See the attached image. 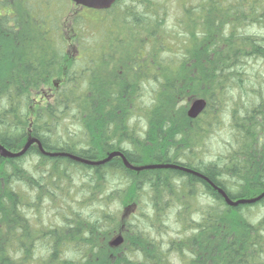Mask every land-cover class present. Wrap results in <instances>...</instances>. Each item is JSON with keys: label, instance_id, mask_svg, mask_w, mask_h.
I'll list each match as a JSON object with an SVG mask.
<instances>
[{"label": "trees", "instance_id": "obj_1", "mask_svg": "<svg viewBox=\"0 0 264 264\" xmlns=\"http://www.w3.org/2000/svg\"><path fill=\"white\" fill-rule=\"evenodd\" d=\"M17 1L15 28L0 17V32L14 44L10 56L0 52L1 145L19 152L35 138L48 153L90 162L119 151L134 166L176 164L205 179L131 171L119 157L100 165L51 157L37 144L18 158L0 156V264H264V197L230 208L214 189L232 200L264 191V0H186L166 29L157 1L118 0L92 10L98 23L67 0ZM115 18L117 28L105 30ZM96 25L98 36L89 29ZM255 25L263 33L249 34ZM132 37L136 57L126 44ZM50 82L49 102L33 111L32 94ZM200 98L206 109L190 120L187 108ZM226 109V155L183 159L211 125L224 127L218 117ZM74 183L82 195L59 214L60 225L26 216L40 201L71 200ZM134 208L140 215L131 219ZM170 209L178 228L164 238ZM116 233L123 243L112 248Z\"/></svg>", "mask_w": 264, "mask_h": 264}, {"label": "rangeland", "instance_id": "obj_2", "mask_svg": "<svg viewBox=\"0 0 264 264\" xmlns=\"http://www.w3.org/2000/svg\"><path fill=\"white\" fill-rule=\"evenodd\" d=\"M151 1H157L160 5L161 3L163 4V6H165L166 8H164V11H161L162 15H165V22L162 24L163 29H166L168 27L171 26H175V22L177 23L179 20V17L182 13V5L186 2V0H151ZM14 7L16 6V2H18L17 0H14ZM9 3L12 4V0H9ZM62 4L65 7L66 2H62ZM157 4L154 3V6H156ZM74 6V5H73ZM127 6H133L135 8V10H137L138 8H140L138 6V4L136 5H127ZM159 6V5H158ZM74 7L70 8L69 13L67 14V17L65 19H67V26H68V32L69 31V27H70V23H71V18L72 15L74 13ZM42 10H44L42 8ZM140 10V9H138ZM141 11V10H140ZM81 12L82 15L85 18L88 17H93V19H90L92 22L96 21V23H98L100 21V15L96 14V12L92 11V10H88V9H81L79 8V10L77 11V13ZM87 16V17H86ZM70 19V21H69ZM116 23H115V22ZM113 22L108 21L106 23H104L103 28L107 31H111L114 28H117V19L115 18ZM71 29V28H70ZM89 29L93 32H95V34L97 33V31L100 29L98 25L96 26H92L89 27ZM247 31L249 34H261L263 33L261 30L257 29V26L255 25L254 27L251 26L250 28H247ZM69 34V33H68ZM71 34V32H70ZM98 36V34H96ZM72 39V38H71ZM70 40V39H69ZM10 39H8V37L6 35H4L3 33L0 32V52L3 53V55H7L10 56V53L13 54V49H14V44ZM70 42V41H69ZM73 44V41H71ZM70 42V43H71ZM165 42V41H164ZM104 42H102L101 44H103ZM151 43V41H150ZM150 43L148 44L150 46ZM128 48L131 51V54L133 56L136 57L135 54V47L137 49V53H139L141 50H139V45H136V41H135V37H132L130 40H128ZM166 44V43H165ZM107 47V44H105ZM117 45V44H116ZM124 45H117V47H121ZM168 46V44H166V47ZM146 51V50H145ZM148 54H149V50H148ZM142 55V53H141ZM146 55V54H145ZM145 55L143 57H145ZM147 56V55H146ZM6 62V60L4 61ZM259 62H256L255 65H253L254 70L259 69L262 64L259 66ZM150 64L146 63L144 64V69L149 68ZM248 71H254L253 68L249 69L247 68ZM250 71V72H251ZM255 73V71H254ZM262 79L261 76H257L256 79L252 82L253 85H258L259 80ZM51 87H53L52 83L50 82V85H47V87H43L42 89H40V91L35 92L34 94H32V99L30 102L31 105V109L33 111H37L41 108H44L46 106V104L49 102V93L51 90ZM246 107H248V102L246 100ZM221 117H218V122L219 123H224V127H213L211 125V127H209V133L207 134L205 140L203 141L202 145L199 143L198 146L193 147L192 149H190V151L185 152L183 154H185V157L183 159H187L189 157H192L193 154L196 155L199 159H202L204 161H206L209 158H215L217 161H219V159L216 156H220V155H226L225 154V143L226 142H230V136L228 135L227 131H226V122L228 120V114H227V109L222 112ZM203 119V118H201ZM200 126L203 125V121L201 120L199 123ZM26 143H24L25 145ZM187 155V156H186ZM223 156H221L220 161H222ZM187 157V158H186ZM201 157V158H200ZM28 160H31L30 157L28 158ZM182 160V159H181ZM160 170V169H157ZM227 182V185L229 191L231 193H235V191L237 190L238 187H234L231 185V183L233 182V180H228L225 179ZM116 183V182H114ZM121 187H123L124 182L119 180V182ZM117 184V183H116ZM114 186V184H112ZM74 188H71V192H72V196H71V200H68L66 198L63 197V195H59L57 197V199L55 198V200H48V201H40L37 209L32 210L30 213L28 212V217L32 216L34 219H38L40 222H35L38 225L45 223L46 225H48L49 222H53L54 225H60L57 222H60V215L62 214L63 211H65V207L67 205H71L72 207L77 208L78 206V201H80L81 195L76 193L78 189V185H76V183H74ZM30 200V199H29ZM199 202V206H201L200 204L202 203L201 199L199 198L197 201V205ZM119 205L116 204L114 207L112 206L111 210H116V208H118ZM195 208V207H192ZM123 209V208H122ZM122 211V210H121ZM120 212V211H119ZM122 213V212H120ZM120 213H118L120 215ZM135 215L134 217H139V212L137 211L136 208H134L131 212V216L130 218L132 219V216ZM162 216H165V214H163ZM175 218H176V214L174 212V209H170L169 211L166 212V216H165V227L166 228H161L164 232L167 233V235H165L164 238H169L172 237L174 238L175 236V231H177V226L175 224ZM42 221V222H41ZM118 234L116 233L115 235H113L111 239H113L115 236H117ZM124 237V234H121ZM40 240H37L34 244V248L40 245Z\"/></svg>", "mask_w": 264, "mask_h": 264}, {"label": "water", "instance_id": "obj_3", "mask_svg": "<svg viewBox=\"0 0 264 264\" xmlns=\"http://www.w3.org/2000/svg\"><path fill=\"white\" fill-rule=\"evenodd\" d=\"M68 1L72 2L76 6L85 7L88 9L107 10V9L111 8L112 5H114L117 0H68ZM205 108H206V101L204 99H196L190 104V106L186 112L187 117L189 119H196L197 117H199L202 114V112L205 110ZM33 144L38 145V149L40 150V152L42 154L47 155V156H51V157H55V156L68 157V158L80 161L82 163H87V164H91V165L104 164V163L111 161L115 157H119L122 159L125 167L131 171L140 172L143 170L170 169V170L181 171V172L191 174V175H194L196 177L205 179V177L202 176L200 173H198L194 170L185 168L183 166L176 165V164H170V165L148 164V165H142V166H134V165L130 164L126 160L124 155L119 151H115V152L111 153L110 155H108L106 158H104L100 161H97V162L85 161L79 157H76V156H73V155H70L67 153H48L45 150H43L42 146L40 145L38 140L35 138H32L29 141H27V143L25 144L23 149L18 153H12L8 149H6L3 145L0 144V156L2 158L20 157V156L24 155L27 152V150L29 149V147H31ZM214 189L222 196V198L224 199V202L229 207H236L238 205L254 204L264 197V191H263L258 196L254 197V198L232 200L230 197H228V195L222 189H219L217 187H214ZM122 243H123L122 235H117L116 237H114L109 242V246L112 248H118Z\"/></svg>", "mask_w": 264, "mask_h": 264}, {"label": "flooded vegetation", "instance_id": "obj_4", "mask_svg": "<svg viewBox=\"0 0 264 264\" xmlns=\"http://www.w3.org/2000/svg\"><path fill=\"white\" fill-rule=\"evenodd\" d=\"M18 4V3H17ZM14 2L12 1V4L9 3L8 0H0V17H9L10 22H7L8 25H12L13 28H15V23H13V17L18 16L20 17L22 14L20 12H14ZM19 23V22H18ZM21 28V24H20Z\"/></svg>", "mask_w": 264, "mask_h": 264}, {"label": "bare ground", "instance_id": "obj_5", "mask_svg": "<svg viewBox=\"0 0 264 264\" xmlns=\"http://www.w3.org/2000/svg\"><path fill=\"white\" fill-rule=\"evenodd\" d=\"M152 35H153V34H152ZM109 116H110V115H109ZM100 118H101V117H100ZM143 125H144V124H143ZM91 126H92V125H91ZM26 143H27V142H26ZM84 144H85V143H84ZM24 146H25V145H24ZM24 146H23V147H24ZM22 149H23V148H22ZM22 149H21V150H22ZM21 150H20V151H21ZM20 151H19V152H20ZM12 153H18V152H12ZM22 156H23V155H22ZM186 156H187V155H186ZM20 157H21V156H20ZM17 158H18V157H17ZM200 158H201V157H200ZM161 165H169V164H161ZM80 175H82V174H80ZM118 176H119V175H118ZM229 176H230V175H229ZM105 177H106V176H105ZM117 179H118V178H117ZM84 180H85V179H84ZM100 181H101V180H100ZM126 182H127V181H126ZM152 183H153V182H152ZM115 185H116V184H115ZM127 186H128V185H127ZM121 190H122V189H121ZM122 193H123V192H122ZM150 195H151V194H150ZM90 206H91V205H90ZM230 208H231V207H230ZM78 210H79V209H78ZM108 244H109V243H108Z\"/></svg>", "mask_w": 264, "mask_h": 264}]
</instances>
